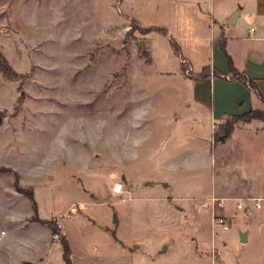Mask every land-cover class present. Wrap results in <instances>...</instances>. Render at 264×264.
I'll return each instance as SVG.
<instances>
[{
    "label": "rangeland",
    "instance_id": "374dc122",
    "mask_svg": "<svg viewBox=\"0 0 264 264\" xmlns=\"http://www.w3.org/2000/svg\"><path fill=\"white\" fill-rule=\"evenodd\" d=\"M244 1L0 0L18 74L0 73V264H66L61 239L70 264H264L261 239L239 241L246 220L264 225V122L216 144L227 119L185 78ZM258 23L243 10L230 26ZM212 193L229 209L216 234L199 205ZM230 193L263 199L235 212Z\"/></svg>",
    "mask_w": 264,
    "mask_h": 264
},
{
    "label": "crops",
    "instance_id": "0c3cea01",
    "mask_svg": "<svg viewBox=\"0 0 264 264\" xmlns=\"http://www.w3.org/2000/svg\"><path fill=\"white\" fill-rule=\"evenodd\" d=\"M253 1L255 2V4H249L247 6V0H245L242 5H239V15L236 18L235 23L232 24V26H235L237 24L239 17L242 15L243 10H245L247 17L255 18V20L259 22L257 24V27H251L249 29V32L251 33L250 36L248 38L241 37L239 34H237V32L234 31V27L230 26V24L226 22V28H224V25H222L221 28L214 30L217 36L210 48L209 64L203 65L209 67V75L202 78L185 77L188 78L194 85V89L189 92L190 97H194L197 100L198 94L201 95L204 89H209V92L211 94L209 109L210 111H213V115L216 114L218 118H216L218 120V122H216L217 125L224 122L227 119V116L241 115L252 109L254 107L253 105H257L258 103L263 102L256 92L249 89L248 86L244 82H242L240 78H238L241 75L247 76L254 82V84L257 86L258 91L264 96V0ZM233 11H231L230 13H232ZM230 13L225 16V20L230 15ZM256 32L257 34L255 35L254 33ZM221 33H223V36L225 38L224 44L227 54L230 56L233 67L237 71V75L234 77H231L232 73L229 70V66H227L228 63L226 64L225 62L221 64L222 53L217 49L219 43L218 35ZM229 45L230 52L228 50ZM216 58L218 59V64H215L214 59ZM213 69L219 71L221 75H213ZM199 99L201 100V102L206 103L202 98L199 97ZM253 99L255 101L254 104L252 102ZM249 124H251V122L237 123L234 125V129L239 127H247V125ZM198 153L200 159L202 160L204 151L200 150ZM243 195L244 194L230 193L225 196L230 197V200H233L234 203H236L237 198L243 197L261 198V200L263 199L259 196H246L247 194L245 196ZM224 208H226V212L229 211V209H227L228 207ZM262 220L263 219L259 217H255L244 222V226L246 227V242L250 238L253 241L261 239L264 242V225Z\"/></svg>",
    "mask_w": 264,
    "mask_h": 264
},
{
    "label": "trees",
    "instance_id": "16d2710c",
    "mask_svg": "<svg viewBox=\"0 0 264 264\" xmlns=\"http://www.w3.org/2000/svg\"><path fill=\"white\" fill-rule=\"evenodd\" d=\"M151 30L152 29H147V32H149ZM219 46L226 56L227 63L229 66V70L232 73L231 77L236 76L237 71L234 69L233 64H232V60L225 50V44L223 42H220ZM173 47H174V51L176 53H178V48L174 45H173ZM180 65H181V68L183 69L184 66H183L182 62ZM209 72H210L209 67L204 66L201 70L200 78L208 76ZM0 73L3 76L10 78V79H14L18 76L17 72L10 66V64L7 62V60L5 59V57L3 56V54L1 52H0ZM212 74L215 76L221 75L220 72L217 71L216 69H213ZM238 78H240L242 80V82H244L248 86L249 89L256 92L258 94L259 98L264 102V96L258 91L257 86L254 84V82L251 79H249L245 75H241ZM253 119H258V120H261L264 122V111H260L257 109H250L249 111H247L241 115H233V116L228 117L227 120L225 121V124L222 127V134L214 135V142L216 144L225 142V140L230 137V135L234 129V124L236 122H238V121L250 122ZM15 184L17 185L16 181H15ZM17 187L20 188L18 185H17ZM27 196L30 199H32L31 193H27ZM50 229L52 232L57 230L56 227H52V226ZM60 242L62 243V246H63V260L65 261L66 264H70L69 245L65 239H61Z\"/></svg>",
    "mask_w": 264,
    "mask_h": 264
},
{
    "label": "built area",
    "instance_id": "2783aa9c",
    "mask_svg": "<svg viewBox=\"0 0 264 264\" xmlns=\"http://www.w3.org/2000/svg\"><path fill=\"white\" fill-rule=\"evenodd\" d=\"M120 188L121 185L115 183L113 191L119 192ZM224 200V198L212 193L199 202L200 207L207 210L210 214V230L213 234H216L218 231H227L230 229L228 216L220 212V209L224 207ZM246 200L253 202L255 207L260 206L261 198H246ZM243 201V198L236 199L235 212L244 208Z\"/></svg>",
    "mask_w": 264,
    "mask_h": 264
},
{
    "label": "water",
    "instance_id": "95a60500",
    "mask_svg": "<svg viewBox=\"0 0 264 264\" xmlns=\"http://www.w3.org/2000/svg\"><path fill=\"white\" fill-rule=\"evenodd\" d=\"M239 12H240V7L236 8L232 13H230V15L226 19V22L230 25L234 24L236 21V18L239 15ZM239 241L246 242V231L239 232Z\"/></svg>",
    "mask_w": 264,
    "mask_h": 264
}]
</instances>
